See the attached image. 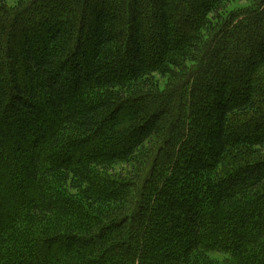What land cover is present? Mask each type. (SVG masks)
Returning <instances> with one entry per match:
<instances>
[{"label":"trees","instance_id":"1","mask_svg":"<svg viewBox=\"0 0 264 264\" xmlns=\"http://www.w3.org/2000/svg\"><path fill=\"white\" fill-rule=\"evenodd\" d=\"M0 0V264H264V0Z\"/></svg>","mask_w":264,"mask_h":264},{"label":"rangeland","instance_id":"2","mask_svg":"<svg viewBox=\"0 0 264 264\" xmlns=\"http://www.w3.org/2000/svg\"><path fill=\"white\" fill-rule=\"evenodd\" d=\"M255 0H228L225 4V11H231L232 9L244 8L251 5ZM9 6H15L17 0H4Z\"/></svg>","mask_w":264,"mask_h":264}]
</instances>
